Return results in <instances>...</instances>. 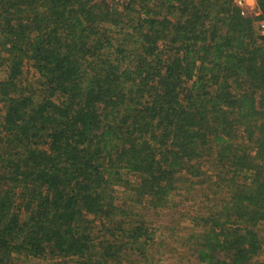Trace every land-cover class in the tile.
<instances>
[{"label": "trees", "instance_id": "1", "mask_svg": "<svg viewBox=\"0 0 264 264\" xmlns=\"http://www.w3.org/2000/svg\"><path fill=\"white\" fill-rule=\"evenodd\" d=\"M257 19L230 0H0V264H148L155 241L134 205L181 189L211 199L190 217L183 264H257Z\"/></svg>", "mask_w": 264, "mask_h": 264}, {"label": "rangeland", "instance_id": "2", "mask_svg": "<svg viewBox=\"0 0 264 264\" xmlns=\"http://www.w3.org/2000/svg\"><path fill=\"white\" fill-rule=\"evenodd\" d=\"M115 1V0H107ZM257 30V27L255 26ZM30 70V69H28ZM31 71V70H30ZM29 78L26 76V67L24 69L23 79ZM123 175L128 179L129 182L136 180V177L132 173ZM197 191H202V189L197 188ZM114 194L116 196L117 205L120 202L126 201V203H131L128 199V193L125 191L124 186L115 185ZM186 192L181 190H176L170 195L168 203L158 209H141L140 205H134L131 217H138V214L143 215V221L145 225L148 226L152 232V237L155 241L152 247H148L147 250V261L148 264H183L185 258L180 257V252L187 253V248L184 246L187 244V235L191 231V223L189 222L190 217L195 215V213L204 210V203H210L211 199H206V197L201 193L195 196L194 199L188 198L184 199ZM211 196V195H210ZM205 205V204H204ZM202 207V208H200ZM129 219V217H128ZM159 243V244H156ZM188 254V253H187ZM131 257V260H130ZM132 261V262H131ZM257 264H264V253L260 254L255 258ZM128 264H147L145 259L136 256V254L128 256ZM23 264H55V261L51 259H37L30 260L27 262H22ZM64 264V262H60ZM66 264V263H65ZM72 264H74L72 262Z\"/></svg>", "mask_w": 264, "mask_h": 264}, {"label": "built area", "instance_id": "3", "mask_svg": "<svg viewBox=\"0 0 264 264\" xmlns=\"http://www.w3.org/2000/svg\"><path fill=\"white\" fill-rule=\"evenodd\" d=\"M230 1L232 2V4L235 7L238 8L241 15H243V16L253 15V16L258 17V19L256 21L257 31L263 35L264 34V15L261 16V12L259 11V9L257 7H256V9H254V7H253L254 11L251 13L249 11V4H248L247 0H230Z\"/></svg>", "mask_w": 264, "mask_h": 264}, {"label": "crops", "instance_id": "4", "mask_svg": "<svg viewBox=\"0 0 264 264\" xmlns=\"http://www.w3.org/2000/svg\"><path fill=\"white\" fill-rule=\"evenodd\" d=\"M248 4H249V11L252 13L253 7L254 9H256L257 5H256V0H247Z\"/></svg>", "mask_w": 264, "mask_h": 264}]
</instances>
